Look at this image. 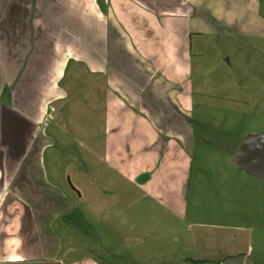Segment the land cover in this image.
<instances>
[{"label":"rangeland","instance_id":"rangeland-1","mask_svg":"<svg viewBox=\"0 0 264 264\" xmlns=\"http://www.w3.org/2000/svg\"><path fill=\"white\" fill-rule=\"evenodd\" d=\"M200 1L204 13L192 24L184 19L169 21L162 13L146 9L141 0H106L105 5L99 0L100 14L122 44L115 49L133 50L127 53L133 68L145 69L150 56L149 71L154 66L157 70L151 78L163 81L168 76L176 84L173 89L181 107L188 110L186 120L195 133L191 177L182 196L179 183L165 181L159 186L162 192L169 191L161 194L162 211L149 195L135 200V193L102 194L103 188L116 185L109 181L104 164L100 174L92 173V161L98 160L95 152H100L95 133L122 121L115 117L123 112L122 104H110L97 84L87 83L94 77L103 80L105 75L87 71L84 58L82 64L66 58L67 75L52 78L55 86L73 81L74 87L63 89L40 120L45 135L41 158L46 165L76 160L82 167L77 180L71 177L81 197L62 176L54 179L66 185L71 198L72 209L54 224L62 250L71 246L66 256L60 254L65 263L76 254L100 264H264V180L234 168L229 161L244 137L264 141V0ZM10 10L14 13L11 3L4 16ZM186 29L194 34L184 35V44L177 47L183 35L175 38L174 33ZM123 30L130 37L123 38L119 34ZM170 48L173 54L166 56ZM83 53L89 60L91 56ZM167 140L162 138V143ZM146 153L150 160L155 151ZM173 153L172 148L165 150L162 161L174 160ZM68 172L73 174L71 168ZM152 185L148 182V189ZM139 201L141 208L136 205ZM179 207V211L184 208L183 215L174 216L171 210ZM111 225L120 229L113 231ZM129 225L131 229L122 231L121 226Z\"/></svg>","mask_w":264,"mask_h":264},{"label":"crops","instance_id":"crops-1","mask_svg":"<svg viewBox=\"0 0 264 264\" xmlns=\"http://www.w3.org/2000/svg\"><path fill=\"white\" fill-rule=\"evenodd\" d=\"M141 1L146 9L162 13L169 21L184 19L193 24L202 17L201 12L204 13L200 0ZM101 2L105 5L106 0ZM10 3L14 13L11 9L10 14L4 16ZM99 8V0H0V262L58 260L62 264H100L76 254L69 257V263L60 257L61 253L66 256L72 250L71 246L62 250L54 224L72 207L66 185L63 187L54 179L62 176L70 190L81 197L71 177L77 180L82 167L76 160L64 164L54 160L46 165L47 161L41 158V138L45 139V135L40 120L47 116L50 102L61 97L63 89L74 87L73 81H65L66 84L60 86L51 81L53 77L56 80L67 75L66 58L79 60L81 64L84 58L88 63L84 67L87 71L105 75L103 80L94 77L87 83L97 84L110 104L113 101L122 104L123 112L115 115L122 121L104 126L94 137L100 143V152H95L98 160L92 161V173L100 174L99 167L104 164L109 181L116 185L103 188L102 194L135 193V200L149 195L162 211L161 194L167 195L169 191L162 192L159 186L165 181L179 183L182 196L185 182L191 177L195 133L186 120L188 110L181 107V99L173 89L176 84L168 76L163 81L151 78L157 70L154 66L149 71L150 56L145 60V69L133 68L127 62V53L133 50L115 49L122 47L117 39L119 35L114 33V36ZM123 31L119 33H123V38L130 37L127 30ZM192 32V29L176 31L175 38L183 35L177 47L184 44V35L194 34ZM83 50L91 56L89 60ZM175 50L186 55L178 48ZM164 53L171 56L172 48ZM164 137L168 139L165 144L162 143ZM168 148L174 150V160L163 162L162 153ZM153 149L155 154L149 160L146 152ZM229 161L234 168L263 181L234 159ZM93 180L94 177L92 183ZM148 182L153 184L151 189L147 187ZM136 205L143 206L140 201ZM179 209L171 210L172 214L181 217L184 208ZM134 226L138 231L142 228L140 224ZM109 227L113 231L120 229L114 225ZM121 227L124 231L132 226ZM75 245L85 246L79 242Z\"/></svg>","mask_w":264,"mask_h":264},{"label":"water","instance_id":"water-1","mask_svg":"<svg viewBox=\"0 0 264 264\" xmlns=\"http://www.w3.org/2000/svg\"><path fill=\"white\" fill-rule=\"evenodd\" d=\"M238 165L258 174L264 180V141L257 136L244 137L233 153ZM0 264H62L58 260L0 262Z\"/></svg>","mask_w":264,"mask_h":264}]
</instances>
